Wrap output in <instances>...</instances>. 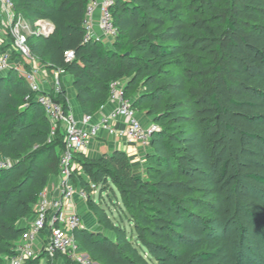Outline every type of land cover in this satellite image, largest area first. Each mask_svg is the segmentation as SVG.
I'll use <instances>...</instances> for the list:
<instances>
[{"label": "trees", "instance_id": "1", "mask_svg": "<svg viewBox=\"0 0 264 264\" xmlns=\"http://www.w3.org/2000/svg\"><path fill=\"white\" fill-rule=\"evenodd\" d=\"M14 3L32 27L41 19L54 25L28 45L48 72L73 77L83 113L97 114L111 84L124 81L133 108L158 127L141 173L120 150L97 159L75 155L90 179L81 180L88 210L103 229L75 232L90 258L256 264L237 256L213 226L236 221L250 235L246 249L264 264V0H116L118 36L110 46L86 40L89 0ZM68 51L75 54L70 62ZM51 95L70 110L64 89ZM228 140L235 148L226 157ZM64 146L26 78L14 68L0 76V158L11 163L0 170V264L16 255L27 230L21 222L59 173ZM91 185L100 189L98 201ZM109 191L120 195L117 219L102 205Z\"/></svg>", "mask_w": 264, "mask_h": 264}, {"label": "built area", "instance_id": "2", "mask_svg": "<svg viewBox=\"0 0 264 264\" xmlns=\"http://www.w3.org/2000/svg\"><path fill=\"white\" fill-rule=\"evenodd\" d=\"M116 0H103L99 4L93 3L87 10V38L95 37L88 25V19L94 13L96 6L100 8L101 19L100 28L102 36L109 42H113L118 36V30L114 24L112 8ZM4 11L11 23L12 47L0 51V76L6 74L9 70L15 68L28 81L31 90L36 93V101L44 109L49 122L52 125V136L57 131L64 133V150L60 155L59 173L61 177V195L59 198L51 197L45 190L35 206V214L27 227L23 237L16 245V255L7 260L5 264H28V262L38 258L39 253L47 258L60 256L70 264H99L95 262L84 251L75 239V232L82 228V217L74 207L75 196L87 200L88 195L83 190L77 189L73 181L75 155L78 152L86 150L92 139L99 136L102 131L109 134L116 133L113 122L122 118L125 123V129L120 135H125L131 141L137 143L145 149H149L150 141L158 127L151 124L148 128L142 124L141 118L133 108L131 100L125 95L123 81L113 82L110 86V99L115 105L112 112L98 123L93 122V116L84 114L78 121L71 110L66 112L63 106L54 101L52 92H62L61 83L58 80L59 72L56 73V82L52 90L40 82L37 70H26L25 61L34 62L35 58L28 45V27L21 17L15 13L14 0H2ZM17 54L23 59V65L14 63V55ZM66 61L74 60L73 51L65 53ZM103 108V107H102ZM11 163L0 158V170L9 168ZM91 188H95L91 185ZM69 209V212H66ZM45 233L47 240L42 247L38 249L36 240L39 235Z\"/></svg>", "mask_w": 264, "mask_h": 264}, {"label": "crops", "instance_id": "3", "mask_svg": "<svg viewBox=\"0 0 264 264\" xmlns=\"http://www.w3.org/2000/svg\"><path fill=\"white\" fill-rule=\"evenodd\" d=\"M101 1L103 0H89V6L92 5L93 3L99 4ZM100 19H101L100 8L96 6L93 15L91 16V18L88 19V25L90 27V31L95 37L101 38L100 40L103 41L105 45L110 46L111 42H109L107 39H105L102 36V31L100 28ZM23 21L28 27V32H27L28 38L31 35L49 36L54 31V25L50 21L45 19L39 20L36 23L35 27H32L24 19ZM10 29H11V23L8 20L7 15L4 11L2 0H0V51L12 47L13 39L11 37ZM22 62L23 61L20 60L18 55L15 54L14 55L15 65L17 63L23 65ZM25 63L29 65L31 70L32 69L37 70L40 82L45 86V88H47L48 91L53 89L54 84L57 80L56 73L59 71L57 70L51 71V75H50L49 72L46 70L45 66L41 64L37 59H35L34 62L25 61ZM60 78H61V82H60ZM58 80L61 83L62 89H64V91L66 92L67 98L70 103V110L75 115L76 119L80 121L85 113H83L79 105V102L77 101L76 92L74 89L73 77L69 74H66L65 72H59ZM115 105L116 104L112 102H108L103 108L100 109V111L97 114L93 116V122L98 123L101 120L105 119L115 108ZM139 116L141 118L143 125L147 124V122L149 121L151 122V124H153L151 118L143 114H139ZM113 124L116 129V133L109 134L106 131H102L98 137L90 141L89 146L86 150L82 152H78V154L83 158L97 159L101 157L103 154L111 153L115 150H120L125 152L129 156L134 171L136 173H141L146 166L148 149H145L140 145H138L137 143L131 141L125 135L122 134L120 135V132H123L125 129V123L122 118L115 120ZM60 133L64 135L62 131H60ZM82 179H85L88 182H90L88 175L84 173L80 163L77 160H75L73 181L76 184L78 190L82 189L81 187ZM61 185H62L61 177L57 174L51 178L46 191L51 197L59 198L61 195ZM68 207L69 208L74 207L76 211L81 215L82 228L91 230L92 224L97 223L94 215L88 210L87 200L82 199L79 196H75L74 206L72 205ZM32 219L33 216H30L29 218L21 222V225L24 227H28ZM97 231H102V230H97ZM46 240H47V235L45 233L38 236L36 240V246H38V249L42 247V245L44 244V242H46ZM56 258L57 260L55 261L56 263L54 264H70L67 260H65L60 256H56ZM38 259H40V264H53L51 263L53 260L49 261V259L44 254L39 253Z\"/></svg>", "mask_w": 264, "mask_h": 264}, {"label": "rangeland", "instance_id": "4", "mask_svg": "<svg viewBox=\"0 0 264 264\" xmlns=\"http://www.w3.org/2000/svg\"><path fill=\"white\" fill-rule=\"evenodd\" d=\"M49 74L51 75L50 72H49ZM150 125H151V122L149 121L144 126L148 128ZM234 148H235V143L228 140L225 156L228 157L229 154L234 151ZM92 189H93L92 196L95 200L98 201L100 199V189L99 188L98 189L92 188ZM117 196H118V199L116 200L114 195L110 191L105 192V193H103V201L104 202H102V205L104 207H106L108 210L113 211V217H115L116 219L119 218V207L121 205L119 193H117ZM69 211L70 210L67 209L66 212H69ZM124 224L126 225L128 232H130L131 228H130L129 224L127 223V221H125ZM213 226L218 231V233H220V235L225 236L226 238H230L232 240L234 252L236 253L237 256H240L241 254H245V256L249 257L252 262H254L256 264H261V262L254 257L255 255L251 251V249H246L245 244L247 241V237H250V235L248 233L241 232V227L236 221H233L230 224L217 222ZM87 227H89V226H87ZM91 230H93V231L102 230L103 231L102 227H99L97 225V223L92 224ZM258 232L260 234L259 235L260 238L263 239L264 238V236H262L263 231L261 229H259ZM263 242H264V240H262V244H264ZM48 259H49V261L53 260L51 262L53 264L56 263L55 261L57 260L56 257H50Z\"/></svg>", "mask_w": 264, "mask_h": 264}]
</instances>
